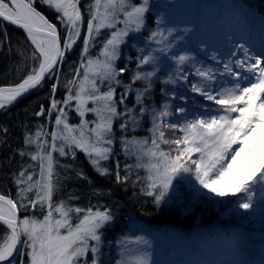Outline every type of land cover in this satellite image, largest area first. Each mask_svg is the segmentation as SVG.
Here are the masks:
<instances>
[{
  "label": "trees",
  "instance_id": "1",
  "mask_svg": "<svg viewBox=\"0 0 264 264\" xmlns=\"http://www.w3.org/2000/svg\"><path fill=\"white\" fill-rule=\"evenodd\" d=\"M130 1L142 3V0ZM167 1L169 0H149V3L157 4L146 12L144 28L139 33L133 31L129 34L119 51L115 68L117 70L124 68L125 71L117 77L121 83L117 85L113 82L112 87L115 88L114 99L120 115L112 123L113 143L104 145L111 148V153L103 165L107 173L101 175L86 152L62 139L52 140L53 132L61 133L63 130V125L57 126L55 122L56 117L60 115L59 109L64 110L67 123L76 129L74 134L79 137L78 126L81 124V118L76 111V101L73 99L67 104L65 101L69 95L75 96L80 82L84 79V66L89 59L99 58V51L104 45V39L96 37L95 31L91 39L88 36L87 22L90 19V6L94 4V0H79L78 7L82 22L79 24V38L70 50L63 49V44L67 41L68 28L66 22H61V14L41 0H34L37 11L58 29L65 54L52 75L35 93L15 106L0 111V194L17 203L21 219L42 220L49 211L47 204L41 208L39 203L35 207L31 203L36 200L38 189L34 187L30 192H21V189L41 181V161L32 160L31 157L37 154L45 157L51 155L54 165L52 177L54 192L51 203L54 207L62 202L65 207L85 210L80 214V218L89 208L93 211H110L114 217L110 224L101 229L98 264H117L122 257L120 245L125 238L132 239L143 234L160 239L180 238L188 242L189 251L186 255L167 252L164 248L166 250L161 249L152 264H202L206 259V252L213 245L229 240L239 231L248 233L251 239L249 264H264V248L261 245V240L264 238V208H252L247 212L240 209L237 214L229 218L221 215V211L233 206L238 207V203L245 198L242 193L226 196L216 208L207 209L203 205H198L194 200L193 189L199 183L193 174L176 177L172 182L173 197L168 202L163 200L157 205L153 197L141 191V188L147 186L148 173L145 169L136 166L134 155L124 150L122 143L124 140L148 139L149 144L146 147L151 146L152 133L149 131L152 128L151 116L138 115L140 105L137 104L136 96V90L143 91L145 85L141 81H136L132 84V90L128 92L125 91L124 86L132 83L135 72L153 70L150 65H145L142 69L137 68V58L140 55L138 49L144 47L149 33L157 30V20H163ZM181 6L182 10L186 11L185 15L181 16L177 11H172L167 17L168 20L166 22L163 20L159 28L176 29L173 37H170L175 42L173 52H187L196 58V62L210 66L211 69L214 67L215 82L210 91L216 95L217 91L231 87L235 81L227 74L220 75L223 72V64L229 56L219 58L220 63L212 59L216 49L206 41L203 25L209 21L214 23L216 34H220V37L213 39L218 40L215 44L217 49L222 47V43L223 47H237L239 43L244 42V33L247 31L262 38L264 42V0H183ZM197 16L201 17L202 20L197 21H201L202 24L195 26L198 30L195 38L192 33L185 36L183 29L193 27L191 20ZM122 24L119 23V26ZM85 39H89L87 53L83 51ZM200 39L206 42L202 46H198ZM150 47L154 48L157 45L152 44ZM33 54L34 48L26 34L0 21V88L17 86L32 73L34 68H38V61L34 60ZM155 55L160 58L158 61L160 71L153 77L151 92L144 100V107L149 112L153 108L160 111L167 104L171 115L164 118V123H173L180 127L198 117L207 118L211 114H217L219 105L191 91V84L199 82L200 78L192 75L194 69L190 65H183L177 73L174 61L169 59L172 53L157 52ZM237 55L242 57L243 53L238 52ZM235 58L231 57L233 61ZM185 75L188 76L187 82L183 79ZM177 76L180 78L177 79ZM169 77L175 80V83L165 84L164 81ZM53 86L56 88L55 92ZM98 87L101 92H106L109 84L104 82L98 84ZM122 95L124 102L119 103ZM53 101L57 104L56 109H52ZM91 106L93 104L89 102V107ZM126 108L134 109L137 113L136 124L124 115ZM180 109L184 111L181 112ZM41 110H43L42 115ZM219 114L223 113L219 112ZM91 118L93 117L88 116V119ZM124 123H127L126 129L121 127ZM38 131L41 136L37 139ZM85 134L89 135L86 131ZM182 135L183 133L178 129L173 131L165 128V136L168 139ZM27 137L32 138V143H26ZM92 139L94 142L95 137L93 136ZM53 143L56 150L52 148ZM38 144L43 145V148H38ZM161 147L165 151L170 150L167 145ZM60 148H64L65 155L60 154ZM43 163L46 178L47 160L45 159ZM21 172L25 173L23 177L20 176ZM117 172L122 178L119 182L116 179ZM28 175L33 176L32 181L27 180ZM125 176L128 177L127 182L123 180ZM54 215L58 218V214L54 213ZM71 217L73 223L78 222L75 213H72ZM8 233V230L0 226V243ZM91 244L94 242H90ZM29 251V248L20 244L19 255L13 264H29L27 256ZM92 259L93 253L89 251L83 262L92 264Z\"/></svg>",
  "mask_w": 264,
  "mask_h": 264
},
{
  "label": "snow or ice",
  "instance_id": "2",
  "mask_svg": "<svg viewBox=\"0 0 264 264\" xmlns=\"http://www.w3.org/2000/svg\"><path fill=\"white\" fill-rule=\"evenodd\" d=\"M42 3L61 14V22H66L68 28V40L64 42L63 49L70 50L75 43V37L79 36V24L82 16L78 7L79 0H41ZM149 11V0H142L139 5L130 3V0H94L90 6V19L87 22L89 39L95 31L99 35L102 28L115 29L117 23H123L124 28L113 31L111 38L107 39L100 52L103 59H89L83 73L84 79L80 82L75 96L69 95L68 101L75 99L76 111L83 118L86 112H93L97 117L95 127L85 129L87 121L82 119L79 127V137L74 133L76 129L71 127L66 120L63 109H59L60 115L56 117V125H63L61 133H52V140L62 139L66 143L75 145L86 152L92 163L101 175L107 173V169L99 166L101 160H107L111 153L112 121L120 115L117 111L115 88L112 83L119 85L117 79L125 69L117 70L114 61L118 58L119 46L124 43L129 31L139 33L144 27L145 13ZM123 16V20L119 19ZM0 18L13 25L22 28L28 39L35 46L34 60L38 61V68H34L22 83L13 88H0V109L6 104L15 101L23 93L40 85L45 76L53 72L55 66L63 58L65 52L61 48L60 38L56 27L39 12L34 6V0H0ZM163 20H157L158 28L152 31L145 39L143 48L138 49L140 55L137 60V68L142 69L150 65L152 71H137L133 74L132 83L125 85V91L132 90V84L136 81L144 83L143 91L136 90L137 104L140 105L138 115L144 117L150 115L152 120V133L150 147L149 140L137 141L135 139L122 141L126 153L135 156L136 166L145 169L148 173L147 186L141 191L154 199L159 205L172 187V182L182 174H193L199 185L217 197L235 196L238 193L244 195L238 203V208L246 212L253 208V197L259 186L262 198H264V52L260 55L250 53V48L244 43L228 49L229 59L223 64V72L235 82L231 87L223 88L213 95L210 89L215 82V72L210 67L197 66L196 58L187 52H173L175 42L170 39L176 29L161 30L159 25ZM198 31L195 26L183 29L184 35ZM89 39H85L83 51L87 53ZM183 39V37H181ZM203 39L198 46L204 45ZM155 44L157 47H150ZM172 53V59L176 65L175 71L180 72L183 65H190L194 72L192 75L199 77V82L191 84V91L198 93L205 99L219 105L217 114L207 118H196L186 122L182 127L173 123H164V118L171 115L167 104L157 111L151 112L144 107L145 97L150 94L153 77L160 71L159 57L155 53ZM242 52L243 56L237 55ZM231 57H236L233 61ZM213 60L220 61L215 55ZM239 69L240 71H235ZM177 79L180 77L177 76ZM188 81V76H183ZM107 82L108 91L101 92L98 84ZM70 83H73L70 81ZM165 84L175 83L171 77L164 81ZM56 91L53 86V92ZM91 102L96 107L89 108ZM124 102L122 95L119 103ZM57 104L52 102V109ZM181 112L184 109H180ZM211 111V110H209ZM222 112L223 114H219ZM134 109H125L124 115L131 118L133 124L137 123ZM126 129L127 123L121 125ZM165 128L179 130L181 137L168 139L165 136ZM41 136L38 131L37 139ZM93 136L95 141L93 142ZM26 143H32V138L27 137ZM161 145H167L169 151H165ZM42 149L43 145H37ZM56 150L55 143L52 145ZM61 155H65L64 148L59 149ZM196 157V158H193ZM32 160L41 161V181L36 185L29 184L21 192L36 191V200L31 201L35 207L37 203L41 208L47 204L49 211L42 220L21 219L18 216L17 203L5 195L0 194V222L6 226L9 233L0 243V264H13L14 254L18 252L17 245L22 244L30 251L27 253L29 264H79L80 258L85 257L89 251L93 253L92 264H98L101 244V229L113 221L110 211L86 210V214L80 218L85 210L80 208L65 207L61 202L57 206L51 203L54 183L53 158L51 155H33ZM47 160V177L45 178V166ZM25 173L21 172L23 177ZM117 181H121L119 172L116 173ZM128 177L123 178L127 182ZM28 181L33 180L32 175L27 176ZM23 183V181H18ZM30 199V198H29ZM26 207V206H24ZM58 214L57 216L54 215ZM75 213L78 219L73 223L71 214ZM23 237V239H22ZM90 242H95L90 245ZM129 244L137 245L135 249L128 248ZM123 247L125 253L117 264H152L151 253L148 249L150 242L143 236L134 239L125 238ZM125 255L131 259H125Z\"/></svg>",
  "mask_w": 264,
  "mask_h": 264
},
{
  "label": "rangeland",
  "instance_id": "3",
  "mask_svg": "<svg viewBox=\"0 0 264 264\" xmlns=\"http://www.w3.org/2000/svg\"><path fill=\"white\" fill-rule=\"evenodd\" d=\"M163 2L165 3V1H163ZM167 2H168L167 8L165 10V14L163 15L164 22H166L168 20L167 17L172 14V11L173 12L177 11V14H179L181 16L185 15L186 11H183L182 6H181L183 4V0H169ZM130 3L136 4V5L140 4V3L137 4L135 1H130ZM172 3H173V6H172ZM156 4H157L156 2L155 3H149V9L153 5L155 6ZM119 18L121 20H123V16H120ZM198 19L202 20L200 16L199 17L197 16L193 20H191V24L193 23L194 26L198 27L199 24L201 23V21L200 22L197 21ZM189 24H190V22L188 23V25ZM214 27H215L214 23H212L210 21L206 22L203 25V28H205L203 33L206 37V41L208 42V44L215 47L216 50L213 49L214 50L213 55H215L217 57V59L222 58V57H228V49L232 48V47H230V46L223 47L224 44L222 43V47L220 49L216 48L215 44H217L218 40L217 39L213 40V39H214V37L215 38L220 37V34H216ZM123 28H124V24H122V26H119V23H117L115 29L102 28L100 30L99 35L96 34V37L104 39V44H105L107 39L111 38V34L113 31L123 29ZM79 31H80V29H79ZM131 33H133V31H129L128 35ZM244 34H245V40L243 43L245 44L246 47L250 48V53L260 55L262 52H264V42H263L262 38H259L258 36L254 35V34L251 35V33L249 31H247ZM202 36H203V34H202ZM126 37H124V42H125ZM78 38H79V36L75 37V43L77 42ZM67 40H68V36H67ZM75 43L72 44V47ZM122 45H123V43L120 44L118 52L120 51ZM102 49H103V47L101 48V50ZM101 50L99 51V53L101 52ZM99 59H101V60L103 59V57L100 56V54H99ZM227 61H228V59L225 60V62H227ZM116 62H117V59L114 61V66H115ZM197 65L208 68V66H205V64H203L201 62H197ZM212 69H214V67H212ZM87 107H89V104L87 105ZM92 107H96V105H93L89 108H92ZM78 115H79V113H78ZM211 115H213V114H211ZM88 116L93 117V118L88 119ZM79 117L81 118L80 121H82V119L84 121H87V126L85 129L86 132H87V128L95 127V122H97V117H96L95 113L89 111V112L85 113V116L83 118L80 115H79ZM115 119L116 118H113L112 123L114 122ZM87 156L91 162H92V159H95L94 156L92 158H90L88 154H87ZM105 161L106 160H101L99 162V166L101 168H103ZM193 191H194L195 203L198 205H203L207 209L216 208L218 206L219 202H221L222 200H225V198H226V197H217L212 193H208L207 190L203 189L200 185L196 186L193 189ZM173 193H174V190H173V187H171L168 190L167 195L165 196L164 200H167V202H168L171 199V197H173ZM253 208L254 209L264 208V198H262L259 186L257 187L256 193L253 197ZM240 209L241 208L233 206L232 208L221 211L220 214L225 216L226 218H229L230 216L237 214ZM141 236H143L145 239H147L151 244V247L148 249V251L151 253V261L152 262L154 261L153 259L157 255L160 254L159 252L161 249L164 251L167 249V252L170 251V252H173L176 254H182L183 256L186 255L189 251L188 242L185 239H180V238L176 239V238H169V237L160 239V238L149 236L147 234H143ZM135 237H137V236H135ZM135 237H133L132 239H134ZM250 240L251 239H250L248 233L243 232V231H239L233 237H231L229 240H225V242L216 243L215 245H213L206 252V256H205L206 259L204 260V262L202 264H249V259H250V255H251V252H250L251 241ZM123 243H124V241H123ZM123 243H122V245H120L121 255L125 253ZM261 245L264 248V238L261 240ZM137 247L138 246L134 245V244L128 245V248H130V249H135ZM164 248H166V249H164ZM125 258L130 260L131 256L125 255ZM84 259H85V257L80 258V260H82L81 264H82ZM83 264H84V262H83Z\"/></svg>",
  "mask_w": 264,
  "mask_h": 264
},
{
  "label": "water",
  "instance_id": "4",
  "mask_svg": "<svg viewBox=\"0 0 264 264\" xmlns=\"http://www.w3.org/2000/svg\"><path fill=\"white\" fill-rule=\"evenodd\" d=\"M44 16V15H43ZM45 17V16H44ZM46 18V17H45ZM47 19V18H46ZM48 20V19H47ZM0 21L1 22H3V23H6V24H8V25H10V26H12V27H14V28H17V29H19V30H21V31H23L25 34H26V36H27V33L22 29V28H19L18 26H16V25H13V24H11V23H9V22H7V21H3L2 20V18H0ZM49 21V20H48ZM49 23H51L50 21H49ZM51 24H53V23H51ZM54 25V24H53ZM55 26V25H54ZM56 27V26H55ZM57 29V28H56ZM57 33H58V35H59V38H60V43H61V37H60V34H59V31H58V29H57ZM28 38V37H27ZM29 40V39H28ZM29 42L31 43V41L29 40ZM32 44V43H31ZM32 46H33V48H34V50H35V46L32 44ZM61 48H62V43H61ZM61 61V60H60ZM60 63V62H59ZM59 63L57 64V66H55V68H54V70H53V72L55 71V69L58 67V65H59ZM53 72H51V73H49V74H47L46 76H45V78L41 81V83H40V85H38L37 87H35V88H33V89H30L28 92H26V93H23L21 96H19L15 101H13L12 103H10V104H6V106H5V108H11V107H13V106H15L16 104H18L20 101H22V100H24L25 98H27V97H29L30 95H32L33 93H35L43 84H44V82L52 75V73ZM14 87H16V86H14ZM4 89H8V88H13V87H3ZM4 108H2V109H0V111L1 110H3ZM41 115L43 114V110H41V113H40ZM18 216H19V213H18ZM0 226L1 227H3V228H5L6 230H7V228H6V226L5 225H3V223L2 222H0ZM9 231V230H8ZM17 248H18V252L16 253V254H14V257L12 258L13 259V263L15 262V260H16V258L18 257V255H19V252H20V244H18L17 245ZM5 264H6V262H5Z\"/></svg>",
  "mask_w": 264,
  "mask_h": 264
}]
</instances>
